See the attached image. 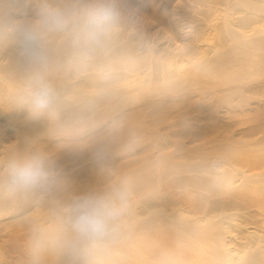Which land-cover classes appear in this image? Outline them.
<instances>
[{
  "label": "bare ground",
  "instance_id": "1",
  "mask_svg": "<svg viewBox=\"0 0 264 264\" xmlns=\"http://www.w3.org/2000/svg\"><path fill=\"white\" fill-rule=\"evenodd\" d=\"M85 201L118 212L102 239ZM0 264H264V0H0Z\"/></svg>",
  "mask_w": 264,
  "mask_h": 264
},
{
  "label": "clouds",
  "instance_id": "2",
  "mask_svg": "<svg viewBox=\"0 0 264 264\" xmlns=\"http://www.w3.org/2000/svg\"><path fill=\"white\" fill-rule=\"evenodd\" d=\"M115 18V10L108 5L94 8L88 13L84 32L94 39L95 34L113 22ZM42 27L63 29L66 25L61 14L49 11L46 13L45 19L36 21L35 28ZM33 41L34 37L25 33V42L30 44ZM50 95L51 89L46 85H41L35 89L31 94V114L42 112L49 103ZM43 174L42 162L12 164L9 166L5 180L10 186L29 189L38 185ZM117 215L118 212L115 209H111L104 204L85 201L77 205L75 209L73 227L82 238L102 239L108 233L110 221L114 220Z\"/></svg>",
  "mask_w": 264,
  "mask_h": 264
}]
</instances>
